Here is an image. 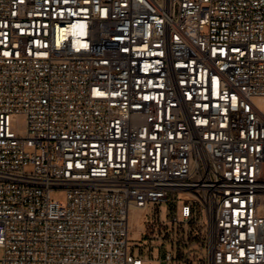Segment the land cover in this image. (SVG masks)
<instances>
[{
	"label": "built area",
	"instance_id": "2783aa9c",
	"mask_svg": "<svg viewBox=\"0 0 264 264\" xmlns=\"http://www.w3.org/2000/svg\"><path fill=\"white\" fill-rule=\"evenodd\" d=\"M161 241L264 264V0H0V264Z\"/></svg>",
	"mask_w": 264,
	"mask_h": 264
},
{
	"label": "rangeland",
	"instance_id": "374dc122",
	"mask_svg": "<svg viewBox=\"0 0 264 264\" xmlns=\"http://www.w3.org/2000/svg\"><path fill=\"white\" fill-rule=\"evenodd\" d=\"M51 198L53 200H57L58 202L64 204L67 200V193L65 190H55L52 192L51 194ZM169 209L168 205L167 204H164L162 205L161 207V210L162 211H167ZM154 212H155V208H154V205H151L150 206V214L151 216L154 215ZM207 234V231H205V235ZM200 230H194L192 233H191V236L189 237V239L187 240L188 243H187V247L189 248V251H190V255L192 257V262H196V260H199L197 259V254L200 255L201 253V247H202V243H203V240L200 238ZM179 234L177 233L176 234V237L177 239H179ZM142 246L141 243L139 242H129V252L130 254H132L133 252H135V255H138L140 254L139 251H140V247ZM145 248V255H149V250H150V246L147 245V246H144ZM147 249V250H146ZM173 250L174 251V258L177 259L178 257V254H179V248H178V245L177 243L174 244L172 241H168L166 242V244H164V241H161L160 244H158L157 246H155V249H154V252H155V260L153 262H151L150 264H167L166 262H162L160 261L161 258H163L166 254L167 251H171ZM1 255V254H0ZM191 261H187V262H191Z\"/></svg>",
	"mask_w": 264,
	"mask_h": 264
},
{
	"label": "bare ground",
	"instance_id": "6f19581e",
	"mask_svg": "<svg viewBox=\"0 0 264 264\" xmlns=\"http://www.w3.org/2000/svg\"><path fill=\"white\" fill-rule=\"evenodd\" d=\"M147 208H136L131 213V228H132V239H141L142 232L145 230V221Z\"/></svg>",
	"mask_w": 264,
	"mask_h": 264
}]
</instances>
